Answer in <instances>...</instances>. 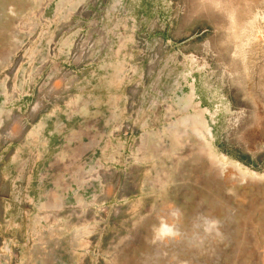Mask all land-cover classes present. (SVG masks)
<instances>
[{
  "label": "rangeland",
  "instance_id": "374dc122",
  "mask_svg": "<svg viewBox=\"0 0 264 264\" xmlns=\"http://www.w3.org/2000/svg\"><path fill=\"white\" fill-rule=\"evenodd\" d=\"M0 264H264V0H0Z\"/></svg>",
  "mask_w": 264,
  "mask_h": 264
}]
</instances>
